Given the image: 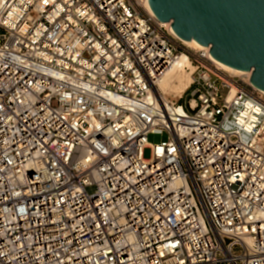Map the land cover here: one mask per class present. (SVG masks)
Listing matches in <instances>:
<instances>
[{
    "label": "built area",
    "instance_id": "built-area-1",
    "mask_svg": "<svg viewBox=\"0 0 264 264\" xmlns=\"http://www.w3.org/2000/svg\"><path fill=\"white\" fill-rule=\"evenodd\" d=\"M145 4L0 0V264H264V92Z\"/></svg>",
    "mask_w": 264,
    "mask_h": 264
},
{
    "label": "water",
    "instance_id": "water-1",
    "mask_svg": "<svg viewBox=\"0 0 264 264\" xmlns=\"http://www.w3.org/2000/svg\"><path fill=\"white\" fill-rule=\"evenodd\" d=\"M156 16L172 21L184 39L210 46L218 60L251 71L264 90V0H150Z\"/></svg>",
    "mask_w": 264,
    "mask_h": 264
},
{
    "label": "bare ground",
    "instance_id": "bare-ground-1",
    "mask_svg": "<svg viewBox=\"0 0 264 264\" xmlns=\"http://www.w3.org/2000/svg\"><path fill=\"white\" fill-rule=\"evenodd\" d=\"M145 6L150 13L156 15L155 11L153 10V8L150 4V0H146ZM170 22H172V21H170ZM172 30L184 42L185 45L191 46L197 50H203V49L209 50L210 59L214 63H216L222 70L229 72L233 75H245V74L252 73L251 71L242 70V69L230 66V65L218 60L217 58H215L211 54L210 46L200 43L195 38H193L191 40H187V39L182 38L174 29L173 23H172ZM194 70H195L194 65L191 63V60L189 59V57L185 53L179 55L178 57H176L173 60L172 65L165 70L163 75L157 80V82L155 83V85L153 87L154 95L160 96L162 99L161 106L163 108H164V106H166L168 109L173 111V114H177L178 112H182L181 108L175 107L176 109H174V107L172 105V102H174V101L168 102L167 99L162 96V94L163 93L166 94V93H169V92L175 91V90H179L180 93H182V92L184 93L185 90L191 84L192 73L194 72ZM262 91L264 92V90H262ZM177 94H179V93H177ZM152 98L154 100V96Z\"/></svg>",
    "mask_w": 264,
    "mask_h": 264
},
{
    "label": "rangeland",
    "instance_id": "rangeland-1",
    "mask_svg": "<svg viewBox=\"0 0 264 264\" xmlns=\"http://www.w3.org/2000/svg\"><path fill=\"white\" fill-rule=\"evenodd\" d=\"M187 47H189L190 49L192 50H196L194 49L193 47L191 46H188L186 45ZM179 93V94H177ZM183 92L180 93L179 90H175V91H171L169 93H163L162 96L165 97L167 99L168 102H171V101H175L177 100L178 98H180V96H182ZM182 104L185 103L184 100L181 101ZM167 138V135L166 134H150L149 137H148V141L151 142V143H161L163 140H165ZM151 149L150 148H147L145 149L144 151V156L146 158H149L151 156Z\"/></svg>",
    "mask_w": 264,
    "mask_h": 264
}]
</instances>
